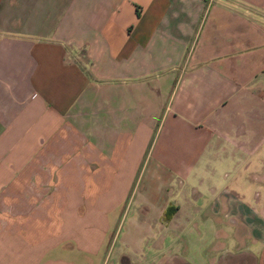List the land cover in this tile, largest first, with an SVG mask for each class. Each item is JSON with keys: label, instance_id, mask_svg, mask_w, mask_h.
<instances>
[{"label": "crops", "instance_id": "0c3cea01", "mask_svg": "<svg viewBox=\"0 0 264 264\" xmlns=\"http://www.w3.org/2000/svg\"><path fill=\"white\" fill-rule=\"evenodd\" d=\"M125 225L264 264V0H0V264H134Z\"/></svg>", "mask_w": 264, "mask_h": 264}, {"label": "rangeland", "instance_id": "374dc122", "mask_svg": "<svg viewBox=\"0 0 264 264\" xmlns=\"http://www.w3.org/2000/svg\"><path fill=\"white\" fill-rule=\"evenodd\" d=\"M115 231L113 228L107 234V239L109 238L110 240L109 243L113 238H115L114 244L110 250V255L116 253L119 248L123 246V239H125L126 246L123 247V250L125 252H131L132 254H135L137 256L141 255L140 260H138L137 262L134 261V264H156L157 262H160L162 253L164 255H167L169 253H175L176 251H178L180 255L184 254L185 256L194 258V260H197L199 258V255H201L200 248H202V244L197 241L199 233L197 228H193L192 230L185 229L182 231V235H177V233L170 230L166 231L163 235L160 228L144 227L142 229H136L128 228L126 225L122 228H118L116 233ZM176 235L181 237L179 239V245L172 243L170 244L168 239ZM204 237L205 239L210 238L209 235H202V239ZM139 238L142 239V243L133 241V239L139 240ZM159 239L160 242L158 241ZM188 241H190L191 243H189ZM204 242L205 241L203 240V243ZM108 247L109 244L107 245V249ZM207 252L208 250H206L204 253Z\"/></svg>", "mask_w": 264, "mask_h": 264}, {"label": "trees", "instance_id": "16d2710c", "mask_svg": "<svg viewBox=\"0 0 264 264\" xmlns=\"http://www.w3.org/2000/svg\"><path fill=\"white\" fill-rule=\"evenodd\" d=\"M137 12L139 13V10H137Z\"/></svg>", "mask_w": 264, "mask_h": 264}]
</instances>
